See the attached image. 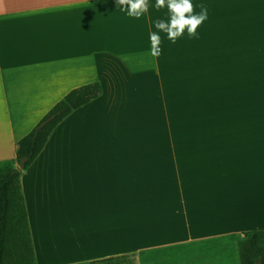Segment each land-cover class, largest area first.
Segmentation results:
<instances>
[{
    "label": "crops",
    "instance_id": "1",
    "mask_svg": "<svg viewBox=\"0 0 264 264\" xmlns=\"http://www.w3.org/2000/svg\"><path fill=\"white\" fill-rule=\"evenodd\" d=\"M155 3L137 19L116 0H0V164L69 92L102 86L21 177L36 264H241L264 231V136L228 115L241 58L264 52V0H192L208 18L175 43ZM181 79L203 135L181 133Z\"/></svg>",
    "mask_w": 264,
    "mask_h": 264
},
{
    "label": "trees",
    "instance_id": "2",
    "mask_svg": "<svg viewBox=\"0 0 264 264\" xmlns=\"http://www.w3.org/2000/svg\"><path fill=\"white\" fill-rule=\"evenodd\" d=\"M101 95L98 82L69 92L17 143L16 165L9 161L0 164V264H36L21 177L42 153L56 128ZM239 248L241 264H264V231L244 234Z\"/></svg>",
    "mask_w": 264,
    "mask_h": 264
},
{
    "label": "rangeland",
    "instance_id": "3",
    "mask_svg": "<svg viewBox=\"0 0 264 264\" xmlns=\"http://www.w3.org/2000/svg\"><path fill=\"white\" fill-rule=\"evenodd\" d=\"M247 57V56H246ZM261 58H241L242 59V75L241 86L242 90L237 98L241 99L242 103L237 109L228 110L229 118L235 119L240 124L237 130H247V132L256 134L260 137L264 136V52L260 54ZM187 66V62H186ZM182 76L187 78V72ZM182 88V110L181 133H192L203 135L205 133V111L203 96H197L198 101L193 107L189 104L188 80L181 79ZM193 103V102H192ZM237 118V119H236ZM243 124V125H242ZM243 126V127H242ZM231 129V128H230ZM234 133V131L232 132ZM230 255V259L233 258Z\"/></svg>",
    "mask_w": 264,
    "mask_h": 264
},
{
    "label": "clouds",
    "instance_id": "4",
    "mask_svg": "<svg viewBox=\"0 0 264 264\" xmlns=\"http://www.w3.org/2000/svg\"><path fill=\"white\" fill-rule=\"evenodd\" d=\"M117 4L122 7L121 10L127 11L130 17L139 19L149 10V0H116ZM167 6L171 18L169 21L157 19L155 28L158 31L167 33V37L173 43L177 38L183 35L187 28L190 38H199L197 28L208 18V9L206 5H199L201 11L196 14L195 6L192 0H156L155 8L157 10ZM151 52L153 57H159L162 54L160 47L162 40L158 32L150 33Z\"/></svg>",
    "mask_w": 264,
    "mask_h": 264
}]
</instances>
